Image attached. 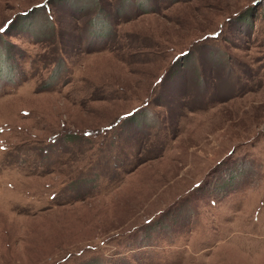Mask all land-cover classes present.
<instances>
[{
  "label": "rangeland",
  "instance_id": "rangeland-1",
  "mask_svg": "<svg viewBox=\"0 0 264 264\" xmlns=\"http://www.w3.org/2000/svg\"><path fill=\"white\" fill-rule=\"evenodd\" d=\"M0 264H264V0H0Z\"/></svg>",
  "mask_w": 264,
  "mask_h": 264
},
{
  "label": "snow or ice",
  "instance_id": "snow-or-ice-1",
  "mask_svg": "<svg viewBox=\"0 0 264 264\" xmlns=\"http://www.w3.org/2000/svg\"><path fill=\"white\" fill-rule=\"evenodd\" d=\"M5 29L4 28H0V33L4 32Z\"/></svg>",
  "mask_w": 264,
  "mask_h": 264
}]
</instances>
